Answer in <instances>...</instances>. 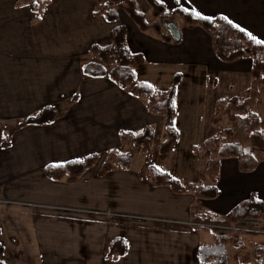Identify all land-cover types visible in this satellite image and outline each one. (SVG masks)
Masks as SVG:
<instances>
[{"label": "crops", "instance_id": "0c3cea01", "mask_svg": "<svg viewBox=\"0 0 264 264\" xmlns=\"http://www.w3.org/2000/svg\"><path fill=\"white\" fill-rule=\"evenodd\" d=\"M16 1L0 0V261L200 264L199 248L213 244L215 239L208 234L209 228L196 226L193 217L223 218L252 198L264 203V153L255 152L258 165L249 173L240 171L237 159H222L216 183L218 196L214 199L178 194L169 186L154 185L150 173L144 174L136 165L138 157L146 160L144 153L135 155L129 170L114 169L99 177V167L91 168L75 184L68 183L67 178L50 179L44 168L95 154L104 158L111 149L127 152L129 146L120 140L121 131L138 132L153 126L156 139L166 133L163 118L147 110L146 98L130 93L134 85L122 89L109 78H91L83 72L86 65L101 63L91 55L90 48L111 43L116 26L126 27L127 47L144 58L133 65L137 82H146L156 90L169 87L163 89L158 85L161 81L157 84L139 75L146 61L209 65L223 71L242 58L219 60L213 38L200 26L188 27L186 36L178 27L180 42L167 43L154 30L141 31L120 8L117 20L95 14L105 3L119 4L123 0H51L37 23H32L34 5L19 7ZM135 2L143 13V8L148 9L145 0ZM161 2L169 11L180 6L202 17L226 18L264 41V0ZM251 66L247 59L245 70L249 73ZM176 74L181 80L175 95L178 113L174 125L180 140L164 157L174 159L180 172L188 174V160L174 153L191 150L195 153L191 161L201 163L200 153L194 148L215 134L209 126L214 112L207 107L206 117H200L202 105L192 103L194 96L205 90L204 81L198 75L185 77L179 72L173 74L172 81ZM219 99L215 98L214 105ZM179 101L189 106L181 108ZM47 106H55L58 111L53 123L20 126ZM258 107L264 108V86L255 106L261 118ZM6 136L11 145L4 149L1 144ZM204 169L201 163V172ZM181 176L173 177L182 180ZM210 184L209 180L197 185ZM115 239L127 243L125 255L109 253Z\"/></svg>", "mask_w": 264, "mask_h": 264}, {"label": "trees", "instance_id": "16d2710c", "mask_svg": "<svg viewBox=\"0 0 264 264\" xmlns=\"http://www.w3.org/2000/svg\"><path fill=\"white\" fill-rule=\"evenodd\" d=\"M51 0H17L19 7L34 5L36 16L32 23H37L43 9ZM157 21L149 23L145 13L139 10L135 0H123L119 4L107 2L95 14L104 15L109 20H117V9H122L141 31L154 30L167 43H179L180 38L173 36L166 23H174L177 27L176 16H181L187 27L200 26L213 38V48L216 56L223 62H233L249 57L251 66L252 84L246 89L243 96H232L219 99L214 106L212 122L219 126L228 117L232 127L221 128L207 139L198 150H202L206 159L205 174L210 185L203 186L195 183L184 184L154 166H150L151 181L157 186H169L175 193H192L200 199H214L218 196L217 181L220 174L221 160L235 158L241 172L249 173L256 169L258 161L255 152L264 153V133L261 132L260 117L255 111L259 98L260 87L264 86V43H257L248 32L236 26L223 17L206 18L197 16L192 11H184L178 6L169 11L161 0H145ZM127 31L124 25L116 26L113 30L112 41L107 45H94L90 48L91 55L100 59L101 63H90L84 67V74L91 78H109L122 89L134 85L130 93L138 98H146L147 110L163 118L166 126V139L160 146V153L166 155L173 151L180 140V133L174 125L178 113L175 102L177 85L181 75L176 74L172 84L167 90H156L146 82H137L133 65L143 61L142 55L131 53L126 43ZM260 41V40H259ZM58 117L55 106H47L34 115L24 119L20 126L27 125L46 126L53 123ZM120 140L129 146V151L121 152L111 149L104 154L105 160L98 169V176L114 170L131 169L134 157L144 153L145 159L150 163L151 149L156 139V130L153 126H146L138 132L121 131ZM11 145L9 137L2 140V148ZM100 155L95 154L84 159L74 160L63 164L48 165L44 168L47 177L52 180L67 178V182L75 184L91 168L100 161ZM193 221L204 225L214 232V243L202 245L198 250L200 264H226L227 246L233 245L238 251V257L244 258V234L234 231L233 227H261L264 229V203L252 198L239 204L223 218L214 216L195 215ZM127 252V243L123 239H115L110 246L111 255L123 256ZM0 264H5L0 261Z\"/></svg>", "mask_w": 264, "mask_h": 264}, {"label": "rangeland", "instance_id": "374dc122", "mask_svg": "<svg viewBox=\"0 0 264 264\" xmlns=\"http://www.w3.org/2000/svg\"><path fill=\"white\" fill-rule=\"evenodd\" d=\"M143 10L146 15L147 21L149 23H153L154 21H157V19L153 17L152 11L149 6H148V9L143 8ZM176 18H177L178 27H180V30L182 32H185L184 36H186L187 34L186 29L188 30L187 25L185 24L181 16H176ZM151 30L152 29L148 30V32L152 33L153 30L152 31ZM247 59H250V58L248 56L244 57L241 59L242 61H240L236 65H229V69L227 70L223 69V71L213 70L210 68L211 66L209 65L196 67V66H189V65H179L176 63H171V64L157 63L155 64L152 61H146L139 68V75L141 77L143 75L149 81H155L154 83L161 81V84H158V83L157 84L163 89H167L168 87L171 86L172 76L176 72L182 73L185 77H191L193 75H198L199 77L197 78H201V81H204L203 85L205 87V90L201 91L197 96H194L192 103L198 102L202 105L203 112L200 115V117L205 118L206 117L205 110L207 107H210L211 113L214 112L215 98L218 97L222 99L224 97H229V96L244 95L245 93L244 91L246 87H248L250 85V82L252 81L251 74L245 70ZM214 77L216 78L214 79ZM179 105L181 108H186L187 106H189L187 102H182V101H179ZM258 109H259V112L261 113L259 128L261 132L264 133V108L258 107ZM211 122L209 123L210 130H212L213 133L215 134L221 128H231L232 127V124L230 120L228 119V117H224V119L222 120L219 126H216L213 122L212 123ZM164 139H166V133L162 135L159 134L158 138L153 143V146L151 149L152 158H151L150 163H148L146 160L144 161V158L142 157L137 158L136 162L138 163L136 165L141 167L144 174H147L149 172L150 166H154L156 168L168 169L172 171V173H174L172 174L173 176L183 175L181 176L183 178H181L182 180L180 181L183 182L184 184H188L187 182L189 181H192L195 184L209 183V178L206 176L205 171H204L206 169L202 170L201 172V163H202L203 168H205L206 159L203 155L202 150L197 149L200 146L194 148L200 153L199 155L200 162H201L200 164L199 162L198 164H195L191 161V159H193V157L195 156L194 155L195 153L192 152L191 150L179 149L174 153L175 154L174 156L182 157L188 160L189 162L191 173L182 174L180 170L178 169L179 168L178 165L173 161L174 159H170V157L168 159V157H164L165 155H162L160 153V148H158V144L160 140L163 141ZM140 154H142L141 156L145 155V154L143 155L142 152ZM104 160H105V157L104 158L100 157V161L95 167H100L101 163ZM208 234H210L213 238L214 232L211 229H208ZM242 239L244 241V248H243L244 258L240 259L238 257L237 249L233 245H228L226 249L227 251L226 264H264V235L263 234H252V235H247V236L243 235ZM211 241H214V239Z\"/></svg>", "mask_w": 264, "mask_h": 264}, {"label": "built area", "instance_id": "2783aa9c", "mask_svg": "<svg viewBox=\"0 0 264 264\" xmlns=\"http://www.w3.org/2000/svg\"><path fill=\"white\" fill-rule=\"evenodd\" d=\"M196 226L205 227L204 225L195 223ZM234 231H238L244 234H263L264 235V229L261 227L256 228H248V227H233L231 228Z\"/></svg>", "mask_w": 264, "mask_h": 264}, {"label": "water", "instance_id": "95a60500", "mask_svg": "<svg viewBox=\"0 0 264 264\" xmlns=\"http://www.w3.org/2000/svg\"><path fill=\"white\" fill-rule=\"evenodd\" d=\"M167 28H169L173 34V36L177 39L180 38V33L178 27L174 23H166Z\"/></svg>", "mask_w": 264, "mask_h": 264}, {"label": "snow or ice", "instance_id": "6c2138e0", "mask_svg": "<svg viewBox=\"0 0 264 264\" xmlns=\"http://www.w3.org/2000/svg\"><path fill=\"white\" fill-rule=\"evenodd\" d=\"M176 2L179 4V3L181 2V0H176ZM184 11H188V9L185 8ZM196 15L199 16L200 13L197 12ZM249 35L251 36L250 33H249ZM252 39L255 40L256 38H255V37H252ZM257 43H264V41H259V40H257Z\"/></svg>", "mask_w": 264, "mask_h": 264}]
</instances>
